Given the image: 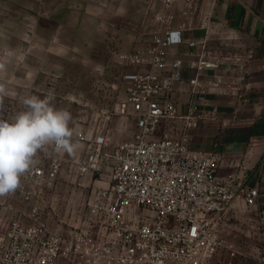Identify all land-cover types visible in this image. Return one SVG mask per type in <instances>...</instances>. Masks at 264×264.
Instances as JSON below:
<instances>
[{
  "label": "built area",
  "instance_id": "1",
  "mask_svg": "<svg viewBox=\"0 0 264 264\" xmlns=\"http://www.w3.org/2000/svg\"><path fill=\"white\" fill-rule=\"evenodd\" d=\"M178 1L160 0L148 20V43L117 55L127 68L121 76L126 95L114 113L133 119L132 137L112 145L108 132L79 135L88 148L80 158L52 149L38 154V163L23 176L18 193L28 202L53 189L66 164L79 177H99L108 167V189L82 205L89 218L81 216L70 232L56 234L40 216L51 204L31 207L26 220L11 217L0 233V264H214L220 251L227 256L222 264H233L243 256L219 236V226L235 200L257 204L260 183L246 187L234 174L220 177L221 154L194 149L191 131L206 119L229 124L216 108L204 111L200 105L210 89L241 98L255 55L212 44L213 9L221 0H181L183 21L174 26ZM194 31L203 35H187ZM170 47L180 50L171 57ZM186 74L190 101L179 114L174 84ZM263 169L260 163L259 176ZM142 209L151 215L142 218Z\"/></svg>",
  "mask_w": 264,
  "mask_h": 264
},
{
  "label": "crops",
  "instance_id": "2",
  "mask_svg": "<svg viewBox=\"0 0 264 264\" xmlns=\"http://www.w3.org/2000/svg\"><path fill=\"white\" fill-rule=\"evenodd\" d=\"M0 3V83L10 93L0 103L2 120H11L24 109L20 102L23 98L46 96L44 89H36V84L46 81L51 70L45 67L51 66V58L83 56L93 50L97 53L101 50L126 52L141 48L145 45L144 37L137 33L148 32L146 22L160 8V0H0ZM174 11L173 25L177 26L183 21L181 0ZM196 33L201 34L195 36ZM187 35L198 38L203 32ZM211 38L213 45L222 44L233 51L251 49L255 60L250 65L246 90L241 98L210 89L200 107L204 111L216 108L219 118L227 119L229 124L220 126L218 120H204L191 131V145L199 151H219L222 158L217 172L220 177L234 174L246 187L259 181L257 204L246 205L242 200H235L225 222L219 226V236L243 254L236 256L233 264H259L260 259H264V169L260 176L258 174L259 164L264 163V70H261L264 66V0H221L215 4ZM179 50L170 47L166 52L172 57ZM187 78L188 74L182 82L174 84L179 114L190 101ZM133 132L120 141H114L110 135L111 144L131 138ZM75 142L79 145L75 154L63 153L67 159H78L88 150L87 144L76 136ZM50 150L52 148L38 154ZM104 170L99 177H79L75 168L66 164L55 187L43 190L40 198L24 201L18 190L0 198V233L6 230L11 217L26 220L33 206L42 208L45 203L51 204L55 213L64 197L74 193L72 185L77 190L82 188L84 198L77 217L72 213L68 218L65 214L70 223L76 217V226L81 216L89 218L87 213H81L85 201L97 190L108 189V167ZM65 175L67 183L58 186L59 177ZM23 180L22 177L21 184ZM52 194L55 196L50 197ZM74 206L69 209L75 210ZM259 211L263 213L260 225ZM226 257V253L218 252L214 264H222Z\"/></svg>",
  "mask_w": 264,
  "mask_h": 264
},
{
  "label": "rangeland",
  "instance_id": "3",
  "mask_svg": "<svg viewBox=\"0 0 264 264\" xmlns=\"http://www.w3.org/2000/svg\"><path fill=\"white\" fill-rule=\"evenodd\" d=\"M0 8L2 9L1 3ZM146 24L149 26L148 32L137 33L144 37L145 45L148 43L153 29L149 25V21ZM200 34L196 33L195 36ZM130 50L128 49L126 52L101 50L98 53L93 50L88 55H83L84 57L80 54L78 56L71 55L67 58L53 57L49 61L51 66L45 67L46 70L48 68L51 70L50 74L46 75V81L37 82L36 89H44L46 95L53 93L55 106L71 112L73 116L71 126L76 130V138L79 135L86 136L97 131H104L108 132L114 141H120L135 131L134 121L131 117H121L114 113L117 101L126 95L121 76L127 71V68L118 64L117 55L134 51ZM65 177L66 175L63 178L62 176L59 177L58 186L67 183ZM71 187L74 193L64 197L62 204L55 213L52 211L53 209L40 212L41 218L45 220L48 228L52 231L63 232L67 230L70 232L74 228L78 207L84 198L82 188L77 190L75 185ZM53 196L55 194L50 197ZM72 205H75V210L69 209ZM72 213L76 217L70 223L65 214L70 218ZM150 215L151 213L142 209V218Z\"/></svg>",
  "mask_w": 264,
  "mask_h": 264
},
{
  "label": "clouds",
  "instance_id": "4",
  "mask_svg": "<svg viewBox=\"0 0 264 264\" xmlns=\"http://www.w3.org/2000/svg\"><path fill=\"white\" fill-rule=\"evenodd\" d=\"M2 69V65H0ZM10 93L0 83V103ZM55 96L29 95L20 102L24 109L11 120L0 119V198L14 194L22 177L38 163V153L48 148L75 154L78 143L70 111L54 104Z\"/></svg>",
  "mask_w": 264,
  "mask_h": 264
}]
</instances>
